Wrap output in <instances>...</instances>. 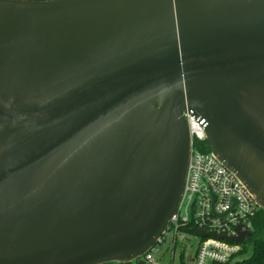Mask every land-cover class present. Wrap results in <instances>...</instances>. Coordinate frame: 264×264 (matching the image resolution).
<instances>
[{"label":"water","instance_id":"95a60500","mask_svg":"<svg viewBox=\"0 0 264 264\" xmlns=\"http://www.w3.org/2000/svg\"><path fill=\"white\" fill-rule=\"evenodd\" d=\"M184 112L264 211V0H0V264L142 258L181 202Z\"/></svg>","mask_w":264,"mask_h":264},{"label":"built area","instance_id":"2783aa9c","mask_svg":"<svg viewBox=\"0 0 264 264\" xmlns=\"http://www.w3.org/2000/svg\"><path fill=\"white\" fill-rule=\"evenodd\" d=\"M184 116L188 123L191 151L180 205L156 244L142 258L130 264H139L140 260L145 264H159L155 255L162 253L165 246L171 248L173 260L179 249L180 261L185 252V259L188 257L192 264L232 263L250 238L245 237L241 243L229 242L225 238L237 237L240 226L253 232V219L262 210L235 174L211 152H203L201 147L195 146L196 143L208 142L206 132L190 113L184 112ZM185 226H190L192 233L184 232ZM194 230L215 236L203 237ZM190 236L198 240L193 255L190 254Z\"/></svg>","mask_w":264,"mask_h":264},{"label":"trees","instance_id":"16d2710c","mask_svg":"<svg viewBox=\"0 0 264 264\" xmlns=\"http://www.w3.org/2000/svg\"><path fill=\"white\" fill-rule=\"evenodd\" d=\"M31 1H44V0H31ZM197 147H201L203 152H211V147L208 142L204 144L196 143ZM186 233H192L190 226H185L182 229ZM186 253L181 255V261L185 264ZM226 264H264V211L260 210L253 219V237L248 239L243 244L240 256L232 263Z\"/></svg>","mask_w":264,"mask_h":264},{"label":"rangeland","instance_id":"374dc122","mask_svg":"<svg viewBox=\"0 0 264 264\" xmlns=\"http://www.w3.org/2000/svg\"><path fill=\"white\" fill-rule=\"evenodd\" d=\"M189 239H190L189 246L191 248L190 254L193 255L194 252H195L198 240L195 237H192V236H190ZM170 250H171V248L169 246H165L163 248L162 253H158V254L155 255L158 263L159 264H182L181 261H180V258L178 256L179 255V249H178V251L176 253V257H175L174 260L172 259V256H171V252L172 251H170ZM184 262L186 264H192V262L189 260L188 257L186 259H184Z\"/></svg>","mask_w":264,"mask_h":264}]
</instances>
